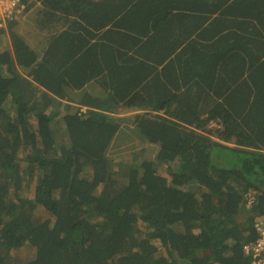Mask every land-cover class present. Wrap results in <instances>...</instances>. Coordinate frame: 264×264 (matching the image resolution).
<instances>
[{"label":"trees","instance_id":"obj_1","mask_svg":"<svg viewBox=\"0 0 264 264\" xmlns=\"http://www.w3.org/2000/svg\"><path fill=\"white\" fill-rule=\"evenodd\" d=\"M21 2L48 26L132 19L104 0ZM199 6L202 42L222 34L194 88L176 85L189 58L158 72L53 30L35 50L16 31L23 12L0 28V264H250L264 222V0ZM92 80L102 95L84 89ZM122 133L155 156L116 169Z\"/></svg>","mask_w":264,"mask_h":264},{"label":"crops","instance_id":"obj_2","mask_svg":"<svg viewBox=\"0 0 264 264\" xmlns=\"http://www.w3.org/2000/svg\"><path fill=\"white\" fill-rule=\"evenodd\" d=\"M194 1L104 0L103 4L111 2L113 4L119 3L123 6L119 10L118 16H123L130 11V17L132 16V19L129 20L130 23L127 26H116L112 23L99 26V24L89 25L81 19H76L75 23L70 24L68 19L61 16L60 18H55V21L48 26V15L44 13L41 14V19L39 18L37 26H28V18H25L20 20L21 23L16 31L35 50H41L42 47L47 45L51 38L50 31L53 30V32L57 31L59 33L69 31L64 35L63 40L71 43L75 48L90 45L89 48L93 46L100 50L103 46H106L112 49L117 62L127 63L130 57L138 58V61L135 60V62L140 64L141 67L148 66L152 68V65H154L158 72H162L165 69L166 71L180 70L182 60L189 58V62L183 67L181 75L176 77V85L185 84L194 88L197 87L195 86L196 83L201 81L199 79L201 75L198 66L201 72L204 65L214 64L217 60H220V56L213 53V48L210 49V46L213 40L219 38V34H222L221 31L217 30L212 40L207 43L202 42L205 38L203 37L202 39L201 28L190 25L194 16L192 9ZM196 1H198V4L200 3L199 7H204L209 6L212 0ZM34 10L35 6L32 7L28 14L33 15ZM105 11H108L107 7L98 10L99 13H104ZM223 30L226 32L225 28ZM30 31L35 32V34H28ZM214 47L218 50L221 47L220 41ZM184 48H188V52L185 56H180ZM88 51L82 52V55L88 56ZM225 58L224 56L222 59L225 60ZM191 62L196 67L192 66ZM146 63L149 65H146ZM121 72L122 70L118 68L114 70V73L119 78L122 74ZM102 77L103 75H99L94 79ZM105 77L109 78L110 76L105 75ZM195 79L199 80L194 81ZM84 89L96 95L103 94L101 83L95 80L87 84ZM126 110L128 112L133 111L132 109Z\"/></svg>","mask_w":264,"mask_h":264},{"label":"rangeland","instance_id":"obj_3","mask_svg":"<svg viewBox=\"0 0 264 264\" xmlns=\"http://www.w3.org/2000/svg\"><path fill=\"white\" fill-rule=\"evenodd\" d=\"M25 18H28V21H27L28 26H37L39 23L38 22L39 17H37L36 13L33 16V15H28V12H23L18 17L19 21L24 20ZM28 34H35V32L30 31ZM121 136L124 142L120 140L114 142L115 145L111 149V155H112V158H114V163L117 164V161H118V165L115 166L116 169L127 168V166L129 165L128 160H130V158H134L135 155L139 157L140 155H142L146 158H153L155 156L158 146L145 143V139L137 137V135H134L131 133H128V134L122 133ZM136 146L137 148L135 150L133 149L134 151L131 150L132 149L131 147H136ZM139 157H138V160H139Z\"/></svg>","mask_w":264,"mask_h":264},{"label":"built area","instance_id":"obj_4","mask_svg":"<svg viewBox=\"0 0 264 264\" xmlns=\"http://www.w3.org/2000/svg\"><path fill=\"white\" fill-rule=\"evenodd\" d=\"M26 5L21 0H0V28L5 26L9 19L21 14ZM258 237L244 246L245 253L250 256V264H264V222L255 223Z\"/></svg>","mask_w":264,"mask_h":264}]
</instances>
